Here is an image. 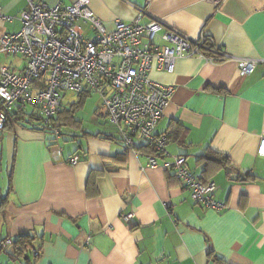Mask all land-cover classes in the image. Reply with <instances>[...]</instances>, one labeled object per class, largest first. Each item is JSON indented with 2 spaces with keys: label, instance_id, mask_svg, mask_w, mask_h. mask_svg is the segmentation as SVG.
<instances>
[{
  "label": "crops",
  "instance_id": "crops-1",
  "mask_svg": "<svg viewBox=\"0 0 264 264\" xmlns=\"http://www.w3.org/2000/svg\"><path fill=\"white\" fill-rule=\"evenodd\" d=\"M88 7L106 31L140 13V24L158 20L191 39L209 37L226 58L209 64L182 57L171 73H149L174 87L154 130L168 138L154 168L110 123L98 122L94 133L79 123L60 141L10 119L0 131V242L12 245L0 250V264H264V72L258 65L240 76L236 62L264 59V0L217 7L208 0H88ZM0 8L12 18L0 20V36L16 33L26 1L0 0ZM24 63L0 52V67L19 71ZM67 97L69 108L77 99L67 106ZM211 154L228 165L207 160ZM73 155L80 160L70 165ZM175 156L215 184L224 210L196 204L172 168H162ZM21 237L30 245L18 256Z\"/></svg>",
  "mask_w": 264,
  "mask_h": 264
},
{
  "label": "built area",
  "instance_id": "built-area-1",
  "mask_svg": "<svg viewBox=\"0 0 264 264\" xmlns=\"http://www.w3.org/2000/svg\"><path fill=\"white\" fill-rule=\"evenodd\" d=\"M27 10L17 18L20 29L0 36V52L20 56L24 66L19 71L0 67V131L5 128L14 110L28 108L39 115L42 127L54 140L60 130L52 120L64 107L66 95L95 93L107 121L119 129L122 143L134 150L135 142L150 144L155 156H164L165 139L154 133L174 87L154 82L151 70L173 72L177 59L193 57L212 64L226 56L220 45L207 36L191 39L158 20L140 24L139 13L129 23L114 22L106 31L102 22L88 7V0H76L64 6L57 0L48 6L38 0H25ZM223 0H208L217 7ZM12 18L3 14L0 20ZM81 24L88 36L77 26ZM210 50V51H209ZM214 55V56H213ZM240 76L250 74L264 59H236ZM260 153L264 152V142ZM258 151V152H259ZM154 155H147L149 167H157ZM80 158L73 155L67 163L74 165ZM175 177L190 191L191 199L203 208L222 211L225 205L214 198L215 184L203 182L185 166L183 156L164 162ZM131 213L122 216L125 222ZM12 245L0 242V250ZM35 256L36 251L32 252Z\"/></svg>",
  "mask_w": 264,
  "mask_h": 264
},
{
  "label": "trees",
  "instance_id": "trees-1",
  "mask_svg": "<svg viewBox=\"0 0 264 264\" xmlns=\"http://www.w3.org/2000/svg\"><path fill=\"white\" fill-rule=\"evenodd\" d=\"M87 97L88 95L77 96V102L74 105H71L69 108L63 107L62 110L52 120L51 123H52L53 128H58L60 130L61 135H62L63 129L65 128H71L77 125L80 126L79 122L75 119V113H76V110H78L79 108L83 106ZM10 119L11 121H14L20 125H24V124L28 125L32 129H36L40 131H47L46 129L42 127L43 125H42L39 115L36 114L33 110L28 111V112L20 111L15 114H11L5 125V128L7 127ZM104 138H109V137H104ZM164 139H165V144H166L168 138L164 137ZM135 150L141 153H145L147 155H154V156L156 155L155 150L152 148L150 144H145L140 147H136ZM206 159L209 161H213V163L217 164L218 166L226 167L228 165L226 159L218 158L216 155L211 154ZM202 181L206 182V180H202ZM14 244L16 246L18 245L17 247H15L16 254L18 256H21L22 254L26 252L27 250L26 248L30 245L29 237H21Z\"/></svg>",
  "mask_w": 264,
  "mask_h": 264
},
{
  "label": "rangeland",
  "instance_id": "rangeland-1",
  "mask_svg": "<svg viewBox=\"0 0 264 264\" xmlns=\"http://www.w3.org/2000/svg\"><path fill=\"white\" fill-rule=\"evenodd\" d=\"M5 55H8V54L5 53ZM9 57L11 59L15 60L16 64H17V60L21 58L20 56H12V55H9ZM20 65L22 67V61L19 63L18 66H20ZM76 99H77V97L75 94L69 93L68 97H67V101H68L67 106H70L72 103L76 102ZM99 101H100L99 96L95 93H92L89 95V97H87L83 106L81 108H79L78 110H76L75 118L79 123H81L83 125V129L85 128L84 130L86 132L94 133L95 128H96V124L98 122L104 126L109 125V122L102 115L103 110L100 109V107L98 106ZM26 111L28 112V111H30V109L28 108ZM69 129L70 128L63 129L62 137H61L60 141L63 138H67V136L69 135V132H70ZM91 130H93V131H91ZM60 141H58V143Z\"/></svg>",
  "mask_w": 264,
  "mask_h": 264
},
{
  "label": "water",
  "instance_id": "water-1",
  "mask_svg": "<svg viewBox=\"0 0 264 264\" xmlns=\"http://www.w3.org/2000/svg\"><path fill=\"white\" fill-rule=\"evenodd\" d=\"M16 112L13 110L12 111V114H15ZM233 180H236L238 177H236V176H233V177H231Z\"/></svg>",
  "mask_w": 264,
  "mask_h": 264
}]
</instances>
